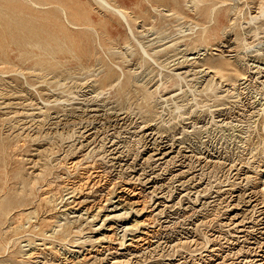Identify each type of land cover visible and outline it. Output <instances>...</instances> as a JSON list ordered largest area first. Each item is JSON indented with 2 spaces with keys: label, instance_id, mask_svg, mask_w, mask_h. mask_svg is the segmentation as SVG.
<instances>
[{
  "label": "rangeland",
  "instance_id": "1",
  "mask_svg": "<svg viewBox=\"0 0 264 264\" xmlns=\"http://www.w3.org/2000/svg\"><path fill=\"white\" fill-rule=\"evenodd\" d=\"M105 1L0 0V264H61L43 242L78 264H215L216 243L253 247L264 236L235 239L261 209L245 196L264 181V0ZM161 145L172 162L144 160ZM124 226L147 244L110 255L102 236Z\"/></svg>",
  "mask_w": 264,
  "mask_h": 264
},
{
  "label": "bare ground",
  "instance_id": "2",
  "mask_svg": "<svg viewBox=\"0 0 264 264\" xmlns=\"http://www.w3.org/2000/svg\"><path fill=\"white\" fill-rule=\"evenodd\" d=\"M98 1H101V3L103 4V5H105V4H107L106 3V1L105 0H98ZM260 2V1H259ZM259 4V3H258ZM259 13L257 14V15H254V16H252L251 17V21H254V20H257L258 18L257 17H259V16H264V7H261V8H259ZM116 13H118V14H120V15H123L122 14V11H120V10H117L116 11ZM231 21V20H230ZM256 24H257V22H256ZM103 28V27H102ZM262 29H264V25H261L260 27L259 26H257V27H255V29L254 30H251V33H252V36H253V38H255V37H257L258 36V30H262ZM104 30V29H103ZM102 30V31H103ZM30 32V31H29ZM28 32V33H29ZM105 32V31H104ZM32 33H34V32H32ZM105 34V33H104ZM248 34V33H247ZM28 35V34H27ZM106 35V34H105ZM262 35H264V34H262ZM108 36V35H107ZM4 38V37H3ZM252 38V37H251ZM247 39V38H246ZM258 40V39H257ZM259 40H260V38H259ZM255 41V40H254ZM2 42L4 43V41H3V39H2ZM1 43V42H0ZM245 43V42H244ZM2 44V43H1ZM233 44V43H232ZM40 46V45H39ZM234 46V45H233ZM236 46H238V45H236ZM3 48H4V45H3ZM1 49V48H0ZM240 49V48H239ZM2 50V49H1ZM231 50V49H230ZM2 52V51H1ZM40 60V59H39ZM42 61V63H43V59H41ZM35 63V62H34ZM46 63V62H45ZM37 64V63H36ZM35 64V65H36ZM39 65H41V64H39ZM48 65V64H47ZM49 66H50V64H49ZM45 66H43V68H44ZM42 68V67H41ZM212 68L214 69V67L212 66ZM216 68V67H215ZM46 69V68H45ZM48 69V68H47ZM215 71H218V70H215ZM214 73V72H213ZM179 74V73H178ZM215 75V74H214ZM218 76H220V75H218ZM214 77V76H213ZM176 78V77H175ZM166 83V82H165ZM175 85V79H173V80H171L170 82H167V87H173ZM166 86V85H165ZM247 108V107H246ZM253 109H254V107H253ZM100 111V110H99ZM255 113V112H254ZM250 115V114H249ZM105 116V115H104ZM117 117V116H116ZM66 119V118H65ZM79 119H81V118H79ZM95 119V118H94ZM93 119V120H94ZM68 121V120H67ZM71 121V120H70ZM77 122V121H76ZM83 122V121H82ZM145 123V122H144ZM80 124V123H79ZM67 125V124H66ZM68 126V125H67ZM87 127V126H86ZM84 132V131H83ZM91 135V134H90ZM90 138V137H89ZM93 140V139H92ZM91 142V141H90ZM91 144V143H90ZM173 144V143H172ZM171 144V145H172ZM81 145V144H80ZM173 145H175V144H173ZM84 148V147H83ZM92 149H94V148H92ZM79 150V149H78ZM171 149V147H169V146H160L159 148H157V149H155L154 150V152L155 153H153V154H149L148 156H147V158H144V160L146 159V160H151L152 158H154L155 156H158V158H157V160L159 161V160H164V162H163V164H167L168 162H172V160H174V157L175 156H171L170 157V154H172V151H174V150H172ZM179 150V149H178ZM76 151V150H75ZM89 151V150H88ZM80 152V151H79ZM78 152V153H79ZM87 152V151H86ZM186 152V151H185ZM188 152V151H187ZM88 153V152H87ZM177 153V152H176ZM179 153H180V151H179ZM92 154V153H91ZM177 155V154H176ZM184 155H186V154H184ZM183 156V155H182ZM69 157V156H68ZM82 157V156H81ZM191 157V156H190ZM183 158H185V157H183ZM145 160V161H146ZM154 160H155V158H154ZM156 160V161H157ZM178 161V160H177ZM183 161V160H182ZM61 163V162H60ZM88 163V162H87ZM69 164V163H68ZM73 164V167L75 166V167H78V166H80L81 165V160L79 161L78 159L77 160H74V163H72ZM169 164V163H168ZM172 164H174V163H172ZM170 165H171V163H170ZM86 166V165H85ZM88 166V165H87ZM233 166V165H232ZM236 166V165H235ZM72 167V168H73ZM74 167V168H75ZM166 167V166H165ZM91 170V169H90ZM170 172V171H169ZM184 172V171H183ZM261 172H264V169H262L261 170ZM95 173V172H94ZM86 174V173H85ZM173 175V174H172ZM37 177V176H36ZM194 178V177H193ZM192 178V179H193ZM153 180V179H152ZM182 180V179H181ZM147 181V180H146ZM172 181V180H171ZM86 182H88V181H86ZM98 182V181H97ZM184 182V181H183ZM261 183H260V185H259V187H260V189L259 190H252V191H250V193H249V195H247V196H245L246 197V199H247V201H246V203H250V205L251 204H253V206H252V209H256L257 208V206L258 205H260L259 206V208H261L257 213H258V218H259V220H257V222L256 223H253V225L252 224H250V225H252V226H250V231H247V229L248 228H242V229H245L247 232H246V234H243L242 236H240V237H237L236 239H235V241H238L239 239H242V241H241V243H246L250 238H249V236H251L252 235V233H254L255 232V234L257 233V234H259V236L260 237H258V238H260L261 239V236H264V181H260ZM95 183V182H94ZM179 183H182L181 181L179 182ZM192 183V182H191ZM77 184H80V183H77ZM92 184V183H91ZM83 186H85V184L83 183L82 184ZM66 186V185H65ZM88 186V185H87ZM95 186V184H93V187ZM155 186V185H154ZM58 187V186H57ZM67 187V186H66ZM86 187V186H85ZM84 187V188H85ZM89 187V186H88ZM189 187V186H188ZM64 188V187H63ZM62 188V189H63ZM69 188H71V187H69ZM68 188V189H69ZM74 189H76L75 187H73ZM87 188V187H86ZM85 188V189H86ZM92 188V187H91ZM156 188V187H155ZM55 189V188H54ZM57 189H59V191H61L60 190V188L58 187ZM56 189V190H57ZM93 189V188H92ZM106 189V188H105ZM156 190V189H155ZM53 191V190H52ZM70 191V190H69ZM68 191V192H69ZM72 191V190H71ZM70 191V192H71ZM83 191V190H82ZM125 191H127L126 189H125ZM51 192V191H50ZM54 192V191H53ZM56 192V191H55ZM64 192H65V190H64ZM73 192V191H72ZM75 192V191H74ZM104 192V191H103ZM155 191H153V193H154ZM190 192V191H189ZM192 192V191H191ZM197 192V191H196ZM66 193H67V190H66ZM82 193V192H81ZM131 193V196H130V198L131 199H135V197H132V196H135V194L137 195V193H133V192H130ZM133 193V194H132ZM44 194H45V192H44ZM53 194V193H52ZM57 194V193H56ZM80 194V193H79ZM101 194V193H100ZM108 194V193H107ZM122 194V193H121ZM124 194V193H123ZM160 194V193H159ZM247 194V193H246ZM57 195H59V194H57ZM61 195V194H60ZM67 195H68V193H67ZM72 195V194H71ZM81 195V194H80ZM86 195V194H85ZM111 194H108L107 196H110ZM112 195H113V193H112ZM111 195V196H112ZM128 195V194H127ZM258 195V196H257ZM49 196V195H48ZM48 196L47 197H45V196H43V198H44V200H46L47 198H48ZM70 196V195H69ZM76 196V195H75ZM77 196H78V194H77ZM102 196V195H101ZM126 196V195H125ZM61 197V196H60ZM72 197V196H71ZM83 197V196H82ZM117 199H118V201H120V200H122V201H125L127 198L125 197V198H123L124 196L123 195H116L115 196ZM143 197V196H142ZM149 197V196H148ZM56 198V197H55ZM69 198V197H68ZM76 198V197H75ZM77 198H79V197H77ZM146 198V197H145ZM168 198V197H167ZM50 199V198H49ZM85 199V198H84ZM102 199V198H101ZM124 199V200H123ZM131 199H129V200H131ZM160 199H161V197H160ZM56 200L57 199H55V202H56ZM78 200V199H77ZM107 200H109V199H106V201ZM150 200V199H149ZM51 201H52V197H51ZM83 201V200H82ZM81 201V202H82ZM127 201V200H126ZM165 201V200H164ZM8 202V201H7ZM68 202V201H67ZM80 202V203H81ZM98 202V201H97ZM162 202V201H161ZM182 202V201H181ZM74 203H75V200L74 201H72L71 202V204H73V206H76V205H79V200H78V202L76 203V205H74ZM84 203V202H83ZM82 203V204H83ZM133 204H138V202L137 201H135V202H132ZM131 203V204H132ZM144 203V202H143ZM158 203H160V202H158ZM49 204H51L50 202H49ZM204 204V203H203ZM245 204V203H244ZM67 205H70V204H67ZM92 205V204H91ZM159 205V204H158ZM201 205V204H200ZM247 205V204H246ZM106 206V205H105ZM175 206V205H174ZM249 206V205H248ZM68 207V206H67ZM77 208H78V206H77ZM97 208H101L100 206L99 207H97ZM115 208V207H114ZM142 208V207H141ZM167 208V207H166ZM170 208V207H169ZM200 208H202V207H200ZM142 210V209H141ZM163 210V209H162ZM164 211V210H163ZM112 212V211H111ZM0 213H2V212H0ZM128 213V212H127ZM135 213V212H134ZM252 213V212H251ZM34 214V213H33ZM69 214V213H68ZM94 214V213H93ZM7 215V214H6ZM122 216V215H121ZM128 216V215H127ZM183 216V215H182ZM104 217H105V215H104ZM160 217V216H159ZM165 217V216H164ZM181 217V216H180ZM261 217V218H260ZM2 218V217H1ZM53 218V217H52ZM60 218H62V217H60ZM92 218H93V216H92ZM105 218H107V219H104L105 221H107V220H109V221H111V222H113V223H115L114 221H116L117 220V218H121V217H118V214H117V216L116 215H113V216H111V217H109L108 215L105 217ZM172 218V217H171ZM257 218V219H258ZM49 219V218H48ZM63 219V218H62ZM61 219V220H62ZM66 219V218H65ZM122 219V218H121ZM120 219V220H121ZM167 219V218H166ZM47 220V219H46ZM49 220H53V219H49ZM78 220V219H77ZM66 221H67V219H66ZM69 221V220H68ZM91 221V220H90ZM137 221V220H136ZM135 221V225H133V227H135L136 228V226L138 225V224H136V223H138V222H136ZM242 221V220H241ZM240 221V222H241ZM244 221V220H243ZM242 221V222H243ZM246 221V220H245ZM77 222V221H76ZM143 222V221H142ZM177 222V221H176ZM241 222V223H242ZM249 222V221H248ZM248 222H247V224H248ZM251 222V221H250ZM253 222V221H252ZM61 223V222H60ZM66 223V222H65ZM69 223H70V221H69ZM103 223H104V221H103ZM150 223H151V221H150ZM244 223V222H243ZM15 223H13V224H11L10 225V227L8 228V229H11V231L13 230V231H18L20 228H22V225L19 223H17V224H15ZM245 224H246V222H245ZM246 224V225H247ZM241 225V224H240ZM118 226V225H117ZM131 226V225H130ZM109 227V230H110V233L113 231V229H112V227L110 228V226H108ZM115 227V226H114ZM165 227V226H164ZM242 227V226H241ZM244 227V226H243ZM249 227V226H248ZM78 228V227H77ZM100 228V227H99ZM147 228V227H146ZM53 229V228H52ZM58 228H56L55 229V231L57 230ZM134 229V228H133ZM81 230V229H80ZM117 230V229H116ZM136 230V229H135ZM173 230V229H172ZM245 230L244 231H240L239 233H245ZM9 231V230H8ZM54 231V232H55ZM77 231V230H76ZM129 231H132V227H131V229H129V228H125V226H124V228H121V232H122V235L120 236V237H115V235H114V233H112V234H108V235H106V236H102V238L103 239H106V241L108 242V244L110 245L111 243H113V242H117L116 244L118 245V247H117V249L116 250H114L113 251V248H111V247H104L105 248V250L107 251V252H109V254L111 255V254H115V253H117L118 251H126L127 253L129 252V254H133V253H135L133 250H130V248H132V247H134V244L135 243H139V242H144V244L146 243L147 244V238H145V239H140V238H138V237H131L130 239H127V240H125V238H126V236L129 234V233H131V232H129ZM152 231V230H151ZM238 231V230H237ZM149 232V231H148ZM148 232H146V233H144V234H147L146 236H148V237H152V235H150ZM46 233V232H45ZM52 233V232H51ZM169 233V232H168ZM17 234V233H16ZM53 236V235H52ZM114 236V237H113ZM228 236V235H227ZM238 236V235H237ZM253 236V235H252ZM251 236V237H252ZM256 236V235H255ZM155 237V236H154ZM220 238V237H219ZM255 238V237H254ZM90 239V238H89ZM103 239H102V241H103ZM96 240V239H95ZM99 240V239H98ZM101 240V239H100ZM129 240V243H126L127 241ZM217 240V239H216ZM226 240V239H225ZM262 241H264V238H262L261 239V241L260 240H258V239H254L253 240V242L252 243H249V244H251V245H253V247H251V248H249L248 246V249H246V251H243V249H242V246L241 247H239L238 249H236L235 247H231V249L229 248V250H228V248L226 249L227 250V253L228 254H226V252H225V254L226 255H224V256H222V254H220L221 252H223L224 251V248L225 247H223V245H221V244H214V246H213V248L212 249H210L209 251H210V254H209V256L207 257L208 258V260L209 261H211V262H217V263H215V264H223L224 262L223 261H225L227 258V256H230V255H232V257H234V258H232V261H238V263L237 264H264V250H262V249H264V243H262ZM26 242V241H25ZM35 242V241H34ZM152 242V241H151ZM160 242V241H159ZM211 242V241H210ZM226 242V241H225ZM230 242V241H229ZM38 243V242H37ZM137 243V244H138ZM213 243H215V242H213ZM29 244V246H31L32 245V243L31 242H29L28 243ZM40 244V246L41 247H43V250L45 249L48 253H49V255L51 254V255H53L54 256V261H59L61 264H78L77 262H80L79 260H76L75 261V259H69L68 257H66L65 256V254L63 253V252H61L60 253V251H57V250H55L54 249V247L50 244V243H46V242H43L42 244L41 243H39ZM136 244V245H137ZM211 244V243H210ZM232 243L230 242V244L229 245H231ZM239 244V243H238ZM142 245V244H141ZM208 245V244H207ZM212 245V244H211ZM27 246V245H26ZM175 246V245H174ZM205 246V245H204ZM234 246V245H233ZM238 246V245H237ZM236 246V247H237ZM246 246V245H245ZM28 247V246H27ZM137 247H139L138 245H137ZM28 248H30V247H28ZM38 248V247H37ZM136 248V247H135ZM211 248V247H210ZM235 248V249H234ZM25 249V248H24ZM42 249V248H41ZM69 249V248H68ZM234 249V250H233ZM35 250H37L35 247H33L32 246V248H30V249H27V251L26 252H24V253H22L21 254V256H20V258H21V260L22 261H25L26 263H32V261L33 260H35L36 261V257H35V255H36V253L38 252H35ZM44 250V251H45ZM88 250V249H87ZM225 250V251H226ZM113 251V252H112ZM208 251V252H209ZM78 252V251H77ZM111 252V253H110ZM133 252V253H132ZM175 253V252H174ZM46 254V253H45ZM85 254V253H84ZM137 254V253H136ZM41 255H42V253H41ZM40 255V256H41ZM90 255V254H89ZM88 255V256H89ZM53 256H52V258H53ZM91 256V255H90ZM175 256V255H174ZM38 257V256H37ZM42 257H44V256H42ZM42 257H41V260H42ZM81 257V256H80ZM95 257V256H94ZM98 258V257H97ZM229 258V257H228ZM81 259H82V257H81ZM89 259V258H88ZM206 259V258H205ZM222 260V262H218V260ZM38 260V259H37ZM40 260V261H41ZM87 260V259H86ZM204 260V259H203ZM229 260V259H228ZM240 260V261H239ZM128 261V260H127ZM143 261V260H142ZM227 261V260H226ZM82 262V261H81ZM84 262V261H83ZM138 262V261H137ZM230 262V261H229ZM33 263H35L34 261H33ZM38 263V262H37ZM41 263V262H40ZM86 263V262H85ZM85 263H83V264H85ZM139 263V262H138ZM236 263V262H235ZM44 264V263H43ZM48 264V263H47ZM58 264V263H57ZM111 264H124V261H121V260H119V259H117V258H114L113 260H112V263ZM212 264V263H211ZM229 264V263H228ZM232 264H234V263H232Z\"/></svg>",
  "mask_w": 264,
  "mask_h": 264
}]
</instances>
